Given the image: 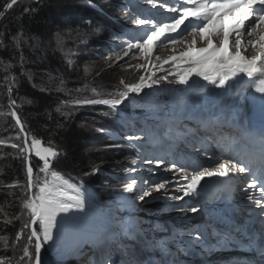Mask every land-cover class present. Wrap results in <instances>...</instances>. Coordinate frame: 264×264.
<instances>
[{
    "label": "snow or ice",
    "instance_id": "6c2138e0",
    "mask_svg": "<svg viewBox=\"0 0 264 264\" xmlns=\"http://www.w3.org/2000/svg\"><path fill=\"white\" fill-rule=\"evenodd\" d=\"M17 2L18 0H11L7 4V8L11 9ZM147 3L154 8L159 4L160 9L176 15L171 16L167 22H158L153 18L145 17L135 19L134 22L137 25H149L150 28L144 32L143 36L136 38L134 42L128 43L127 50H123V55L119 59L129 57L130 53L132 58H135L136 53L132 50L136 49L152 67L163 68V64H171L175 70L169 71L166 75L157 79H153V76L156 75L155 72L147 77L142 75L136 83H127L121 80L120 83L123 85V89H117L114 93H109V98L75 99L73 101L75 107L105 105L108 106L111 112H115L123 101L128 99L130 93L139 94L146 88L150 89L153 85H159L161 81L169 82V76L175 77L176 82L181 85H188L193 76L200 77L215 88L220 89L229 86V82L237 77H246L248 88L264 98V0H177L173 4L161 2V0H147ZM24 11L33 10L25 8ZM3 15L4 13L0 12V17H3ZM186 21H188L187 25L185 24ZM182 25L185 26L183 30H181ZM188 35H191L193 39L188 44L186 51L179 56L173 55L165 59L162 64H152L151 57L154 50L158 47L166 48L169 45L183 43L184 38ZM245 35L253 39H249L245 43L243 39ZM257 36L258 40L254 39ZM232 37L234 39H230ZM197 38H199V42H206V46L196 47ZM214 38L219 39V43H215ZM11 39L19 48L20 33L18 32ZM29 39L33 38L29 37ZM56 42L58 47L62 48L64 38L59 33H57ZM24 43H27V41H24ZM39 46L38 41L31 45L33 49ZM230 48H234V51ZM173 51L175 50L173 49ZM249 51H255V55L251 58L244 54ZM156 60L159 61L160 58L156 57ZM21 61H23L22 53ZM139 67L143 68L145 65ZM85 74L87 75V70ZM63 85L64 81L61 80L60 88H63ZM11 91L12 88L9 86L10 104H15V100L11 99ZM93 91L95 96L100 95L99 92ZM61 107L58 106L56 110L61 112ZM61 114L70 115L71 113L61 112ZM109 114V112L103 113V115ZM11 116L15 119V125L19 126V133L15 137L9 136L8 141L0 139V145L13 139L20 141V143H10V147L17 150L14 158H22L26 168L21 215L26 216L27 219L24 220L22 227L15 235L17 243L21 241L22 237L25 238V243L16 264H41V251L45 245L56 249L58 255L64 254L57 244V233L61 231L58 217L62 219L69 213L83 212L86 201L79 185L71 183L60 172L53 169L52 161L60 155L59 150L50 142L47 146H44L42 140L35 136L29 141V133L26 132L19 115L12 111ZM96 130L106 131L103 128ZM124 138L129 141L140 139L139 136L133 135ZM243 139L244 135L241 133L235 136L229 133L225 143L229 154L224 155L222 159L214 160L208 166L194 163L189 165L173 163L171 167L166 166L165 171L177 173L180 180L183 181V183H179L177 188V191L181 192L182 195H168L166 186L170 183V180L151 181L146 179L141 182L143 187L135 198L144 201L146 197L152 195V192H156L166 199L184 200L185 197L198 195V188L206 178H229L230 180L242 182V186L246 185L244 198L251 202V205L260 208L262 211L258 215L264 216V133L258 138L261 152L260 159L262 161L259 171L249 162L250 154L245 153L238 146ZM118 146L105 145L104 147ZM33 152L38 161L42 162L38 163L36 174H34L31 162ZM205 155H207L206 151ZM141 163L155 164L160 167L165 164V161L160 158L143 157ZM99 171L100 169L94 167L91 173H85V175H94ZM125 171L135 173L137 169L128 167ZM137 183L135 177L122 179L121 190L125 193H132L136 190ZM17 186L16 183L7 185L9 188ZM9 195H12V193H9ZM172 207L180 211L185 210L184 205H172ZM188 210L195 212L197 209L195 206H190ZM12 219H20V217L13 216L11 219L6 217L4 222L11 223ZM260 223L261 259L264 260V220H261ZM125 232L132 240L140 238V230L133 227L122 228L121 233ZM189 235L192 234L189 233ZM200 239L201 236H196L192 243L198 245ZM0 240L5 242L4 250L7 251L8 238L0 236ZM217 242L230 243V234L221 233ZM80 245L88 246V257H96L94 264H146L143 259L144 253L140 249H137L136 253H132L127 248L121 250L116 234L107 229L86 235L80 240L75 254L84 256L83 248ZM176 245H182V242L176 234H173L169 240L162 243L152 241L150 246L155 250L153 254L163 252L171 256L172 249ZM180 251L181 249L177 247L176 254L179 255ZM113 253H120L121 259H115ZM88 257L85 258L83 264H87ZM0 264H11V260L0 259ZM147 264H151V261H148ZM167 264H179V261L177 258H170Z\"/></svg>",
    "mask_w": 264,
    "mask_h": 264
},
{
    "label": "trees",
    "instance_id": "16d2710c",
    "mask_svg": "<svg viewBox=\"0 0 264 264\" xmlns=\"http://www.w3.org/2000/svg\"><path fill=\"white\" fill-rule=\"evenodd\" d=\"M10 2L11 0H0V12H4ZM29 2L30 0L20 1L0 22V41H2L0 42V63L8 68L5 70L0 64V95L6 96L8 90L3 86L7 84V78L10 76V71L13 70L15 80L11 93L26 100L25 106L19 111L26 131L31 137L40 138L45 146L50 142L60 152L61 156L54 162V170L68 176L72 170L85 167L92 160L99 164L109 162L108 166H111L121 158L117 156V159L112 161L113 159L109 157L110 151L96 153L93 151L91 143L93 142L92 135L100 134L96 129L100 128V123L104 121V119L100 120L96 113L100 114L104 108L86 107L87 117L82 119L77 111H83V109L74 107L73 101L83 98H109L108 94L117 90L116 87H113L115 84L108 78L109 75L112 76V73H115V70L108 69L104 72V69L101 68V79H103L101 83L105 86H101L102 90L98 89V85L93 87L81 85L78 84L77 78L71 77L75 71L71 70L58 53L52 54L49 50H52L51 45L57 39V33L60 34L68 29L76 30L80 27L84 34H90L97 27L104 28L106 26L105 14L116 8V5L113 4L114 0H83V3H77L72 8L73 12L71 13L64 5L66 0ZM25 8L33 11L25 12ZM18 32L21 35L19 48L11 39ZM53 35L55 39L50 41ZM29 37L33 39H29ZM81 38H83L82 35L78 36V39ZM24 41L31 45L38 41L40 46L29 49V45L24 44ZM98 47V43L93 46V48ZM91 50L87 45L86 48L82 47V52L86 55L80 51V56L77 59L80 61L78 68L85 64L87 58L89 63L95 62L90 56ZM21 53L23 61H21ZM78 68L75 70L78 71ZM135 79L136 77H132L128 73L126 82L129 83ZM61 80L64 81L63 88H60ZM108 85L109 87H106ZM90 88H95V92H99L100 95L95 97L86 94L80 97L85 91L91 92ZM6 97L9 95L7 94ZM9 102L10 99L6 102V106H0V121L10 108ZM58 106H62L61 112L71 114L62 115L56 110ZM121 119L119 116H114L113 120L106 119V123L115 128ZM9 122L12 123L11 136H16L19 129L14 121L12 122L10 119ZM6 152L12 154L13 149L8 148ZM0 161H2L0 165V236L8 238L7 251L4 250L5 245H0V259L11 260V264H16L13 258L17 247L13 244L16 233L22 227L21 213L18 209L21 207L24 193L21 192L20 187L9 188L7 185L20 180L24 184L26 168L22 158L7 159L3 154L0 155ZM38 163L39 161L35 162L36 167ZM97 180L99 185L103 184L100 177L94 179V181ZM105 194L109 201L115 200V194L109 187L105 188ZM13 216H19L20 219H12L11 223L4 222L6 217L11 219ZM53 263L52 257H47L43 259L42 264Z\"/></svg>",
    "mask_w": 264,
    "mask_h": 264
},
{
    "label": "rangeland",
    "instance_id": "374dc122",
    "mask_svg": "<svg viewBox=\"0 0 264 264\" xmlns=\"http://www.w3.org/2000/svg\"><path fill=\"white\" fill-rule=\"evenodd\" d=\"M37 1L38 0H30L29 3H34ZM128 1L132 2V0H128ZM64 5L68 8V11L71 13V12H73L72 8L76 5V0H66ZM142 6L147 7V10H144L147 12V14H144L143 17L153 18L155 21H158V22H164L162 20L163 17H159V14L160 13L161 14L162 13H168V12H166V10H164V9H160L159 4H157V7H155L153 9V11L159 10V12H157L156 15L152 14V16H151V13H153V12H152V9H150V7H153V6L151 4H148V3L143 4ZM135 19H139V18H133L132 21L130 22V26L128 28H126V31L128 33H133V34H131V36H129L126 39H124L123 35H120L118 37V39L121 43L120 47L118 49L113 48V51H111L110 53H106L102 56H98V54H97L95 57V62H92V63H89L88 62L89 60L87 58V61L85 62V64L81 65L80 68H78V64L80 63V61L77 60L78 57L80 56V51L82 52V47L86 48L87 44H90V43H92L93 40H95V38L97 36V32L93 31L90 34H84L80 27H78L76 30H73V29L65 30V31L60 33V36H62L64 38V43L62 45V48L58 47L57 42H56L57 39H56L54 44L51 45L52 50H49V51L52 54L58 53L59 56L63 59V61L65 63H67V65L71 68V70L75 71V73L72 72L73 75L71 77L77 78L78 84L89 85L90 87L98 85L99 90L103 89L101 86L105 87L101 83L103 80V79H101V75H102V72L100 71L101 68L104 69V72H106L108 69H110V71L115 70L116 74L112 73V76L109 75L108 78L110 79V82L117 84L118 87H123V85L120 83V81L124 80L126 82L127 81L126 77H127L128 73L132 74L134 77H135V74H137L138 79H139V77L142 75L147 77V76H151L152 73L155 72L156 75L153 76V79H157L158 77L163 76V74H161L160 68H155V67H152L151 65H149L148 62L144 59L143 55L138 50H136V49L132 50L133 52L136 53L135 58H132L131 53H130L129 57H124L123 59H119V57H121L123 55V50H127L126 49L127 44L130 42H134V40L136 38L143 36L144 32L150 28L149 25H137L134 22ZM1 21H2V18L0 17V22ZM187 24H188V21H187L186 25ZM184 27L185 26L182 25L181 30H183ZM69 30H71V31L69 32ZM80 35H82L83 38L78 39V36H80ZM54 37L55 36L53 35L52 39L50 41L54 40L55 39ZM186 38H187V36L184 38L183 43L176 44V45H169L166 48L158 47L156 50H154L152 57H151L152 64H162L165 59H168L173 55L179 56L184 51H186L187 46L192 41L193 37L191 35H188L187 40H186ZM215 39L216 38H214V42H215ZM197 40H198V38H197ZM218 43H219V39H218ZM24 44L29 45V49H33L31 47V44H29V43H24ZM205 46H206V42H199V40H198L196 47H205ZM173 49L175 51H173ZM249 53H250L249 56L247 55L249 58H251V56L255 55V53L253 51H249ZM84 55H86V54H84ZM156 57H159L160 60L157 61ZM162 58H165V59H162ZM160 61H162V62H160ZM140 65H145V67L140 68L139 67ZM165 65L166 64H163V66H165ZM76 68H78V71L75 70ZM80 70H81V72H79ZM86 70H87V75L85 74ZM172 71H174V70H172ZM14 80H15V74H14V71L11 70L10 76L7 78V84L3 87L8 89L9 85H10L11 88H13L14 87ZM169 80H170V83H171V81L176 82V79L173 76H169L168 81ZM167 84H168V82L161 81L160 82V86H161L160 89H158V88L152 89L156 86V85H153V87L150 88L151 90L149 88H146L143 90V92H141L139 94L130 93L129 95H131L132 96L131 98H133L132 101H133L134 107L138 110L140 108H144L145 106L149 105L151 103L152 99L157 98L158 96L161 95L160 91H164L167 89ZM176 84L178 85L177 82H176ZM171 85H172V83H171ZM106 87H109V85ZM90 89H91V92L85 91L83 94L80 95V97H83L86 94L91 95V96H95L94 91H93L95 88H90ZM8 95H9V92H8ZM191 97L195 100L200 98V96L196 95L195 93L191 94ZM8 99H9V97H7V99H5V100H8ZM25 104H26V100H23L21 98L20 104H19L20 109H23ZM1 105H3V104H1ZM88 106H92V105H86L83 107H78V108L83 109V111L82 110L77 111L78 114L82 116V119H85V117H87L86 116L87 112H85V108ZM167 109L168 108L161 110V108H160V109H158V111L161 113V112L166 111ZM12 111H15L13 106H12L11 111L7 112L3 116V118L8 119V120L12 119L13 118L11 116ZM158 111L156 112L157 114L159 113ZM154 113H155V109L149 108V113L148 114H144V113L140 114L139 117L137 118V120L138 121L151 120L153 118ZM128 118L131 120L134 119L132 116H129ZM162 122L159 123V122L154 121L153 125L156 127H160V130H162L161 126L164 125L163 123L167 122V121H164L163 123ZM157 137H159V136H157ZM129 143H132V142H129ZM134 146H135V144H133V147ZM152 146H153V149H155L153 153H155L158 156L154 159H157V158L162 159L165 156L166 151L169 149H171L173 152L175 151L174 146H169L167 144L158 145V146L153 144V145H151V147H148V149H151ZM93 149L96 152L98 151L97 148H93ZM33 157H34V152L31 156V162H34V160H36ZM137 161H138V158L136 159V161H132V162L126 161V167L127 168L128 167H137L136 172L138 175H141L142 180L138 181V189H139L138 192L143 187V185H141V182L146 180V179L151 180V181H156V180L175 181V179H176L174 176H173L174 178L170 177L171 175H174V172L165 171V167L166 166L169 167V165L167 163H165L164 165H161L160 167H157L155 164L145 165V164L141 163L140 165H138L140 162H137ZM108 165H109V162H104V163L99 164V163H94L91 161L85 167H81L78 170L74 169L70 173L72 176H74V178H77L78 176L84 177L89 182L93 183V182H96V181H94L95 178L100 177L101 169H108L109 168ZM94 167L100 169V171L97 174L85 175V173H91V171ZM25 171H26V169H25ZM113 171H115V170H113ZM115 174H117V173H115ZM40 175H42V174H40ZM126 176L131 177V173L128 172V174H125L121 178L124 179V177H126ZM179 179L180 178H177V181ZM170 183L166 186L167 189L172 187L170 185ZM21 184H22V181L20 180L19 186H21ZM24 185H25V183L22 184L23 188L20 187V190L22 193H24ZM99 186L102 189H104L106 187V185H104V184L99 185ZM138 192L136 195H138ZM174 193H175L174 190L173 191L168 190V195H174ZM85 197L94 198V191H90L88 196H85ZM137 201H139V203L141 204V202H140L141 200L138 199ZM179 201H181V200H171L170 201L169 199H166L161 194L156 193V192H152V195L150 197L145 198L144 202H142V205H139V204L134 205V206L130 205V207H131L130 209H127V207L124 205L121 206L120 203H115V206H118L120 208L119 212L124 214V216H125V219L123 220L124 223H120V226H125V225L129 226V224H127L126 222H128L129 220L133 221V219H138V221L134 222L133 224L138 222V224L142 226L143 233L148 232V229H150L151 232L148 233L149 237L146 239V241H148L147 247L149 248V247H151L150 245H151V242L153 239H154L153 241H155L157 243H159V242L162 243L164 241L169 240V238L172 237L173 234H176L177 237L179 238V240L182 241L183 238H182L181 234H178L177 232H184L183 230L186 227V224L181 225V224H179V221L187 220L188 219L187 217L189 216V211H187V210L180 211V210H177L175 207L171 208V205H182V204H179ZM106 205H109V204L107 203ZM138 208H139V211H138ZM146 209L148 211H153L152 215ZM158 209H160V210H158ZM18 210L21 213V207ZM123 211L128 212V213L130 211H135V213H137L138 216H137V218L130 217L129 215H126L125 212H123ZM154 212H155V214H154ZM157 216L158 217L160 216L161 219L167 220V222L166 223L165 222L164 223L157 222V220H156ZM176 217H179V221H177V222L174 221L173 223H170L172 221V218H176ZM26 219H27L26 216L21 215V226H22V223L24 222V220H26ZM64 219L65 220L67 219L70 222L82 221L79 218V216H69V217H65ZM76 219H78V220H76ZM58 220H59V217H58ZM161 222H163V221H161ZM62 225H63V223L60 222V227ZM65 230H68V232H66ZM77 231H78V229H72L70 227L65 229V227H64V228H61V231L59 233H57V236H58L57 244L62 249V251L64 253L63 255H58L56 249L50 248L48 246L50 249L49 250L50 253L54 256L57 263H68L69 258L71 256L78 255V254H75V251L77 249V246L79 245L80 240L84 237H79V235H78L77 238L73 239V236H76ZM9 240H11V239H9ZM24 243H25V238H23V237L19 243H17L14 240L13 245L15 247H17L16 252H14V258H13L14 263L16 262L17 258L22 254V246ZM2 244L5 245V242L3 240H0V245H2ZM83 246L84 245H80V247H83ZM177 246L178 245H176L172 250H175V248ZM30 251H32V249H30ZM113 256L117 260L121 259L120 253H113ZM86 257H88V253H87V255L80 256V262L82 264H83ZM88 259H89V257H88ZM88 259H87V264H92V263L88 262ZM95 259H96V257H95Z\"/></svg>",
    "mask_w": 264,
    "mask_h": 264
},
{
    "label": "bare ground",
    "instance_id": "6f19581e",
    "mask_svg": "<svg viewBox=\"0 0 264 264\" xmlns=\"http://www.w3.org/2000/svg\"><path fill=\"white\" fill-rule=\"evenodd\" d=\"M126 36H128V34ZM249 39H252V38L246 37L244 39V42L246 43ZM245 54L249 55L250 53L247 52ZM197 80H198V82L196 80H194L187 87L184 86V87L179 89V90L183 91V93L180 95V98H181L182 101H184L185 99L189 100V96H190L191 93H193V91H196V90L199 89V92H200V89L204 88L203 97H205V98H204L203 101L206 104L204 106H202V108L205 107V109H207V106L211 105L212 103L214 104V103H216L218 101L221 103V107L222 108H219V107L216 108L215 109L216 111L214 112V115L211 116L213 114V112H211L209 117H207V119L204 120V122L205 121H209V122L212 121V124H215V125H218L219 123H221V119L217 116V113H219V112L223 113L224 112L223 109L225 107H231V108L238 107V105H237L238 101L236 99L240 96L241 93H236L235 97L232 98V96H230L231 92H235L236 89H240L242 91L248 89V84L246 83V80H247L246 77H244V78H242V77L235 78V80L229 82L230 87L226 86V88H224V89L215 88L213 85H211L208 82H206L205 84H208V86L210 87L209 89H207V86H204V82L202 81V78L198 77ZM171 83H172V85H175L176 82L175 81H173V82L171 81ZM166 90H172V88L168 87ZM172 91L176 92L177 90L173 89ZM221 98H223V99L221 100ZM229 98H230V102L227 104V100ZM179 103H181V102H179ZM189 105H190V107H187L184 110H189V111H191V113H193V109H195V106L193 104H188V106ZM250 106L251 107H256V105H254V104H251ZM185 124L188 125V123H185ZM186 135L187 136H191V130H189L186 133ZM199 137H198V139H199ZM175 144L185 145V144H183V143H181L180 141H177V140H174V144L173 145H175ZM213 148L214 147H212V149ZM227 154H229V150H227ZM155 155L156 154L153 153V152L150 153V157L151 158L154 157ZM210 157H211V159H210ZM216 159H217V157L215 156L214 151H213L212 154L205 159L203 164H206L208 166V165L212 164L214 162V160H216ZM253 167L257 171H259V169H260V168H257L255 166H253ZM244 175H246V174H244ZM212 178L218 179V181L220 183H222V181L225 179V178H221V177H212ZM238 183H240V181L233 180V181L230 182V185H232V184L236 185ZM200 187L201 188L198 189V195L194 194L195 197H192V199H194V203L192 204V206H195L197 210L193 214H191L190 216L187 217L189 219H192L194 222L198 221L199 223H200V221H199V216H198V212L197 211H198V209L201 206H204V207L205 206H208V207L211 206L212 197H213L212 195L214 193L215 188H217V186L210 180V178H206L204 181L201 182ZM228 187H229V184L225 188L227 189ZM242 187L244 188V186H241V188ZM220 191L222 192V198H221L222 202L230 198V196L227 195V192L225 190H220ZM232 195H235V193H233ZM84 198H85V201H86L85 208H89L90 207L89 209H87L85 212H73V213H69V214H67V216H65V217L79 216V218L82 221L70 222L67 219L65 220L64 219L65 217H63L62 219L59 218V221L63 223L61 228L65 227V229H66V228L70 227L72 229H78V231L76 233V236H73V239L77 238L78 235L80 237V236H82L84 234L89 235V234H92V233H95V232L99 231L98 226L101 223V220L105 222L104 215L97 208H94L91 205L90 198H87V197H84ZM234 198H235V196H234ZM236 199L237 200H241L242 197H238L237 196ZM123 212H125V211H123ZM106 219H108V218L106 217ZM76 220H78V219H76ZM177 220H179V217H177ZM180 223L182 225L186 224L185 221H180ZM65 231L68 232V230H65ZM184 242H188V240L185 239ZM172 252H173L174 255H176V250L172 251ZM164 257H166V256H164ZM167 259H169V257Z\"/></svg>",
    "mask_w": 264,
    "mask_h": 264
},
{
    "label": "water",
    "instance_id": "95a60500",
    "mask_svg": "<svg viewBox=\"0 0 264 264\" xmlns=\"http://www.w3.org/2000/svg\"><path fill=\"white\" fill-rule=\"evenodd\" d=\"M3 17H4V15H3ZM3 17H2V18H3Z\"/></svg>",
    "mask_w": 264,
    "mask_h": 264
}]
</instances>
